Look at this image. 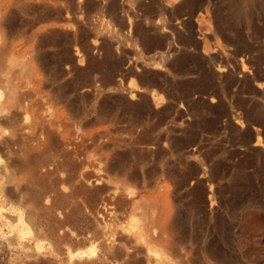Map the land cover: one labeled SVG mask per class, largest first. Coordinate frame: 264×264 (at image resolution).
<instances>
[{"label":"rangeland","instance_id":"rangeland-1","mask_svg":"<svg viewBox=\"0 0 264 264\" xmlns=\"http://www.w3.org/2000/svg\"><path fill=\"white\" fill-rule=\"evenodd\" d=\"M0 264H264V0H0Z\"/></svg>","mask_w":264,"mask_h":264},{"label":"bare ground","instance_id":"bare-ground-1","mask_svg":"<svg viewBox=\"0 0 264 264\" xmlns=\"http://www.w3.org/2000/svg\"><path fill=\"white\" fill-rule=\"evenodd\" d=\"M134 31H135V28H134ZM96 65H97V64H96ZM97 66H98V65H97ZM109 74H110V73H109ZM105 75H106V74H105ZM110 75H111V74H110ZM106 77H107V76H106ZM112 77H113V76H112ZM112 77H111V79H113ZM107 78H108V77H107ZM108 79H109V78H108ZM105 80H106V79H105ZM103 83H104V82H103ZM105 83H106V81H105ZM109 83H110V82H109ZM115 159H116V158H115ZM120 159H121V157H120Z\"/></svg>","mask_w":264,"mask_h":264}]
</instances>
